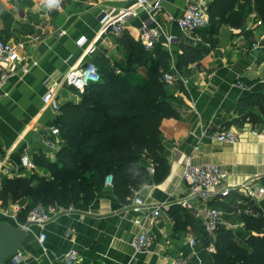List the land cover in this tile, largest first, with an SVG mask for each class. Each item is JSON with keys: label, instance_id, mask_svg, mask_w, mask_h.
Here are the masks:
<instances>
[{"label": "crops", "instance_id": "0c3cea01", "mask_svg": "<svg viewBox=\"0 0 264 264\" xmlns=\"http://www.w3.org/2000/svg\"><path fill=\"white\" fill-rule=\"evenodd\" d=\"M210 1L164 0L159 15L164 33L156 47L160 45L169 53V73L178 71L181 46H194L200 40L196 32H182L176 21L190 6L203 4L206 9ZM134 7L131 0H67L62 10L51 12L43 0H0V38L15 46L24 45L19 50L25 60L19 65L28 69L27 73L20 70L11 76L0 88V184L3 177L35 174L52 178L48 169L36 165L34 169L25 168L21 159L28 156L33 161V155L42 151L55 160L62 148L60 135L51 134L53 127L58 128L60 111L45 106L43 97L52 84L61 83L57 94L61 106L81 101L82 93L63 83L69 70L88 63L112 69L122 65L135 71L128 74L117 70V74L129 75L133 82L146 76L144 66L132 63L133 54L110 25ZM105 15L110 18L103 22ZM125 20V32L141 44L139 35L148 15L137 10ZM257 20L263 21L253 11L244 30L224 26L217 46L185 69L183 75L190 79L187 87L180 80L166 83L179 117L164 119L161 126L171 166L161 183L145 184L129 204L116 197L113 186L98 187L95 200L87 208H63L66 210L45 225H33L30 241L7 264H65L62 255L71 249L79 252L77 264H167L177 256L189 258L193 264H213L214 247L206 249L200 242L192 247L189 243L191 238H198L190 220L198 229H205L194 212L180 204L190 193L183 171L187 160L194 166L214 164L229 172L227 184L250 185L209 203L223 211V227L231 229L240 221L243 215L236 213L237 208L264 209V198H246L248 191L254 192L257 185L264 184V117L253 124L243 121L239 111L241 100L264 93L259 66L264 58V21L258 26ZM257 47L262 51L259 57L253 54ZM238 81H243L247 89H240ZM254 111L259 113L258 108ZM205 130H232L239 133V141L233 145L213 141L203 137ZM43 135L57 148L51 149ZM197 146L199 151L195 152ZM137 198L144 200V205H138ZM29 203L24 198L10 204L4 209L17 220L0 214V221L23 225L18 213ZM145 231L153 235V245L146 253L136 254L131 243ZM43 233L46 240L41 243ZM236 233L241 238L248 236L244 229Z\"/></svg>", "mask_w": 264, "mask_h": 264}, {"label": "trees", "instance_id": "16d2710c", "mask_svg": "<svg viewBox=\"0 0 264 264\" xmlns=\"http://www.w3.org/2000/svg\"><path fill=\"white\" fill-rule=\"evenodd\" d=\"M206 11L208 26L195 31L199 42L194 46L182 45L177 55L176 67L182 74L217 46L224 26L244 30L253 11L264 21V0H212ZM119 40L133 54L132 63L144 66L146 76L133 82L129 75L117 74V70L135 71L130 66L98 67L100 82L88 85L79 103L61 106L57 126L64 144L56 159H50L42 151L33 155L35 165L48 169L52 178L32 174L1 180V207L7 208L24 198L30 200L18 213L20 224L28 223L31 211L38 206L75 211L87 208L95 200L98 187L105 185L110 175L116 197L125 204L145 184L161 183L168 176L171 166L161 126L164 119L179 117L164 81L170 55L160 45L147 51L127 32ZM239 111L243 121L261 122L264 93L241 100ZM254 211L257 215L240 218L246 238L223 226L210 237L190 220L198 230V242L206 249L214 247L213 264H264V211L259 208Z\"/></svg>", "mask_w": 264, "mask_h": 264}, {"label": "built area", "instance_id": "2783aa9c", "mask_svg": "<svg viewBox=\"0 0 264 264\" xmlns=\"http://www.w3.org/2000/svg\"><path fill=\"white\" fill-rule=\"evenodd\" d=\"M114 1V0H109ZM134 2V9L129 8L125 10L124 16L116 22L111 23L112 32L117 36L121 37L126 31V18L137 14V10H142L148 15V20L143 23L140 31L139 41L147 51H153L156 45L160 42L163 37V28L159 21V15L163 11L164 0H131ZM67 0H60L58 6L48 7L49 11H60L64 8ZM256 17V16H254ZM110 16L105 15L102 19L106 22ZM177 26L179 29L186 33L191 34L196 30L206 27L209 24L206 9L200 5H192L185 12L184 16L179 18L177 21ZM259 26L263 25L261 20H257ZM24 47L15 46L11 43L4 41L0 38V88L3 86L6 80L11 76L16 75L20 70L27 73L28 69L23 66L20 67L19 63L25 60V57L21 55L19 48ZM22 68V69H21ZM101 80V75L99 68L94 63H88L86 68L80 67L79 69L69 70L65 77L63 83H66L78 91L83 93L85 88L92 84L98 83ZM182 81L187 87L190 79L184 76L182 73L177 71L175 74L165 73L164 81L166 83L172 81ZM61 83H54L49 88L43 97V102L45 106L51 107L55 111L59 112L61 109L60 102L57 99V94L60 90ZM237 86L246 90L247 85L243 81H238ZM51 134L59 136V128L53 127L51 129ZM203 137L210 138L213 141H217L227 145H233L239 141V133L232 130H223L218 132H211L205 130L203 132ZM45 143L51 148L55 149L57 146L47 140V135H43ZM195 152L199 151V147H195ZM22 165L28 169H34L35 163L28 157L24 156L21 159ZM183 178L187 181L190 187V193L187 197L180 200V204L184 209L194 212L196 219L201 222L204 226L205 233L214 237L221 226L225 224L223 218L224 213L221 209L211 206L209 203L211 201L220 198H227L232 195L233 192H237L241 187L249 188L250 185H232L227 184L229 178V172L221 166L214 164H206L200 166H194L191 164L190 160L186 161ZM113 176L110 175L106 179V184L112 186ZM248 199H256L257 201L264 198V184L257 185L254 192L248 191L246 194ZM136 202L138 205H144V200L137 198ZM66 209L57 208H45L42 206L35 207L28 218V222L34 225L43 226L59 213L64 212ZM264 211V209H261ZM239 215H257L253 208H237L236 210ZM0 214L11 217L15 221L16 216L12 215L6 209L0 206ZM244 223L240 220L235 223L231 229L238 231V229H243ZM46 240V234L40 236L41 243ZM154 237L150 232H140L136 235L132 241V246L136 254H142L149 251L153 245ZM189 243L192 247L198 244L196 238H191ZM62 260L65 264H77L79 260V252L75 249L67 251L62 255ZM167 264H193L189 258L183 256H177L172 258Z\"/></svg>", "mask_w": 264, "mask_h": 264}, {"label": "water", "instance_id": "95a60500", "mask_svg": "<svg viewBox=\"0 0 264 264\" xmlns=\"http://www.w3.org/2000/svg\"><path fill=\"white\" fill-rule=\"evenodd\" d=\"M261 52L259 47L253 54L259 57ZM87 66L88 64L83 67ZM33 225L28 222L25 225L15 226L8 221H0V264H7L30 241Z\"/></svg>", "mask_w": 264, "mask_h": 264}, {"label": "rangeland", "instance_id": "374dc122", "mask_svg": "<svg viewBox=\"0 0 264 264\" xmlns=\"http://www.w3.org/2000/svg\"><path fill=\"white\" fill-rule=\"evenodd\" d=\"M198 5H200V6H202V7H204L203 6V4H198ZM207 13V12H206ZM256 17H254L255 19H257L258 18V16L257 15H255ZM258 25V24H257ZM208 26V25H207ZM259 26V25H258ZM197 31V30H196ZM257 48H259V47H257ZM259 66H260V72H262V76L260 77V78H264V58L260 61V63H259Z\"/></svg>", "mask_w": 264, "mask_h": 264}, {"label": "clouds", "instance_id": "9594fccd", "mask_svg": "<svg viewBox=\"0 0 264 264\" xmlns=\"http://www.w3.org/2000/svg\"><path fill=\"white\" fill-rule=\"evenodd\" d=\"M43 2L45 3V5H47L48 7H52V6H58L60 0H43Z\"/></svg>", "mask_w": 264, "mask_h": 264}]
</instances>
